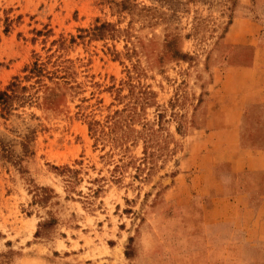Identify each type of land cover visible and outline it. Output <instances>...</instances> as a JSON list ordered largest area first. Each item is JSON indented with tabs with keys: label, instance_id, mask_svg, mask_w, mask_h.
I'll return each mask as SVG.
<instances>
[{
	"label": "rangeland",
	"instance_id": "obj_1",
	"mask_svg": "<svg viewBox=\"0 0 264 264\" xmlns=\"http://www.w3.org/2000/svg\"><path fill=\"white\" fill-rule=\"evenodd\" d=\"M241 67L264 0H0V264H264Z\"/></svg>",
	"mask_w": 264,
	"mask_h": 264
},
{
	"label": "crops",
	"instance_id": "obj_2",
	"mask_svg": "<svg viewBox=\"0 0 264 264\" xmlns=\"http://www.w3.org/2000/svg\"><path fill=\"white\" fill-rule=\"evenodd\" d=\"M251 70L250 67L240 68L242 72L240 75L241 86L235 87L231 91V98H228L229 102L227 101L228 106L233 105L234 112L231 113L236 116L233 122L235 125L233 138L236 145L239 143L241 153L244 152V154L251 149L250 143H246V140L250 141L257 137L254 135L258 131L257 126H260V132L264 130L262 129L264 128V69L257 68L261 73H259L258 80L254 85L250 80V77H253ZM230 94L228 93V95ZM257 121H259V124Z\"/></svg>",
	"mask_w": 264,
	"mask_h": 264
}]
</instances>
